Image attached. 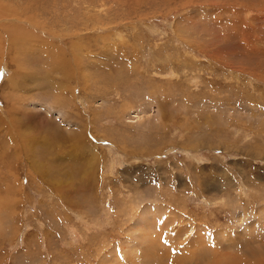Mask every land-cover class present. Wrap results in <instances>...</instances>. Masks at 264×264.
<instances>
[{
    "label": "rangeland",
    "instance_id": "obj_1",
    "mask_svg": "<svg viewBox=\"0 0 264 264\" xmlns=\"http://www.w3.org/2000/svg\"><path fill=\"white\" fill-rule=\"evenodd\" d=\"M0 264H264V0H0Z\"/></svg>",
    "mask_w": 264,
    "mask_h": 264
},
{
    "label": "bare ground",
    "instance_id": "obj_2",
    "mask_svg": "<svg viewBox=\"0 0 264 264\" xmlns=\"http://www.w3.org/2000/svg\"><path fill=\"white\" fill-rule=\"evenodd\" d=\"M170 220H171V219H170ZM171 221H172V220H171ZM145 222H148V221L145 220ZM148 225H151V223L148 224ZM181 228H182V226H181ZM186 230H188V229H186ZM179 232H180V230H179V227H177V226L171 231V233H173V234L176 236L174 239L178 238V236H179V235H178ZM171 237H172V236H171ZM171 239H172V238H171ZM142 241H143V244H144V241L147 242L148 240H147V239H143ZM173 244H175V243H173ZM173 244H172V245H173ZM200 244H201V242H200ZM187 245H188V244H187Z\"/></svg>",
    "mask_w": 264,
    "mask_h": 264
}]
</instances>
